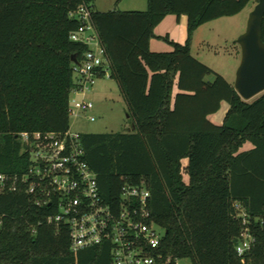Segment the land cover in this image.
<instances>
[{
	"label": "trees",
	"instance_id": "trees-1",
	"mask_svg": "<svg viewBox=\"0 0 264 264\" xmlns=\"http://www.w3.org/2000/svg\"><path fill=\"white\" fill-rule=\"evenodd\" d=\"M94 1L0 0V173L27 169L22 132L70 129L71 56L81 60L88 49L70 36L83 24L76 10L86 5L132 126L79 133L100 193L112 202L125 185H144L171 264H264V92L244 100L190 50L200 25L251 0H147L145 10L107 11ZM168 14L187 17L184 43L155 35ZM261 35L264 41V16ZM151 38L172 50H150ZM222 101L229 107L215 123L209 116ZM241 210L255 242L238 255ZM54 212L22 188L0 191V264H111L107 243L74 254L68 227L47 220Z\"/></svg>",
	"mask_w": 264,
	"mask_h": 264
},
{
	"label": "built area",
	"instance_id": "built-area-1",
	"mask_svg": "<svg viewBox=\"0 0 264 264\" xmlns=\"http://www.w3.org/2000/svg\"><path fill=\"white\" fill-rule=\"evenodd\" d=\"M76 15L83 24L70 37L88 46L73 67L77 88L71 94L81 97L69 104V111L78 116L80 111L93 108V103L85 99L86 90L101 78L100 74L109 77V59L89 8L80 5ZM87 118L94 120L92 115ZM79 133L71 129L63 133L22 132L28 167L21 174L0 173V191L22 188L35 196L36 204L52 205L55 212L47 220L68 227L74 254L107 243L111 264H171V258L161 250L164 229L151 220L149 190L144 185H125L119 198L109 202L99 191L96 173L84 159ZM239 215L243 227L236 251L242 255L251 249L255 237L245 212L241 210Z\"/></svg>",
	"mask_w": 264,
	"mask_h": 264
},
{
	"label": "rangeland",
	"instance_id": "rangeland-1",
	"mask_svg": "<svg viewBox=\"0 0 264 264\" xmlns=\"http://www.w3.org/2000/svg\"><path fill=\"white\" fill-rule=\"evenodd\" d=\"M131 3V4H129ZM257 1L251 0L239 13L232 16H222L200 25L192 34L190 39V50L198 60L205 63L220 73L229 83L235 80V71L240 60V48L234 42L235 38L245 30L250 11ZM130 5L133 9L140 10L142 5L147 6V0H95L96 10L127 9ZM131 9V8H130ZM174 15V14H173ZM186 17V16H185ZM168 21H162L157 31H163L162 36L170 31L175 41L184 43L187 39V17L186 24L170 28ZM163 45L162 49H150L152 51H170L172 45L164 39H157ZM155 44V43H154ZM74 76H77L76 74ZM212 79V76L208 77ZM85 99L93 103V108L80 111L78 116L70 114V129L78 132H122L131 129L127 117V106L121 94L117 82L108 76L95 80L94 84L86 90ZM80 94L72 93L69 104L74 99H79ZM226 102V101H225ZM223 104L216 114H221ZM89 115L94 120H89ZM221 123V122H215ZM186 177V176H185ZM162 232V230H160ZM178 264H191L189 260H179Z\"/></svg>",
	"mask_w": 264,
	"mask_h": 264
},
{
	"label": "water",
	"instance_id": "water-1",
	"mask_svg": "<svg viewBox=\"0 0 264 264\" xmlns=\"http://www.w3.org/2000/svg\"><path fill=\"white\" fill-rule=\"evenodd\" d=\"M263 16L264 0H258L248 15L245 30L234 40L240 48V60L233 87L244 100H251L264 92V41L261 35ZM71 60L78 63L75 54L71 56Z\"/></svg>",
	"mask_w": 264,
	"mask_h": 264
},
{
	"label": "crops",
	"instance_id": "crops-1",
	"mask_svg": "<svg viewBox=\"0 0 264 264\" xmlns=\"http://www.w3.org/2000/svg\"><path fill=\"white\" fill-rule=\"evenodd\" d=\"M129 4H131V3H129ZM126 8H127V9H123V10H135V9H133L132 7H130V5H127ZM130 8H131V9H130ZM139 8H141L140 10H145V9L147 8V6L144 7V5H142V7H139ZM136 10H137V9H136ZM100 11H106V9H104V10H101V9H100ZM162 21H168L169 25H171L170 28H172V30H173V28H176V27L179 26V25L186 24V17H185V15H181L180 17H177L176 15H173V14H168V15H166V16H165V17H164V18H163V19H162V20H161V21L155 26V28H154V33H155L156 36H162L161 34H162L163 31H159V30L157 31V28H158L159 25L162 23ZM166 35H168L170 39H172L173 41H175V38L171 37V33H170V31H167ZM157 39H159V38H151V39H150V41H149V47H150V49H156V50H159V49H162V48H163V45L160 44V43L158 42ZM154 43H155V44H154ZM221 104H223V110H222L221 114L218 115V114L214 113V114H211V115L209 116V118H210L213 122H222L223 117H224V115H225V112L227 111V109H228V107H229L228 103L225 102V101H222ZM250 146H251L250 143L246 142V143L243 145L242 149H247V148H249ZM186 162H187V159H184V160H183V163L185 164Z\"/></svg>",
	"mask_w": 264,
	"mask_h": 264
}]
</instances>
